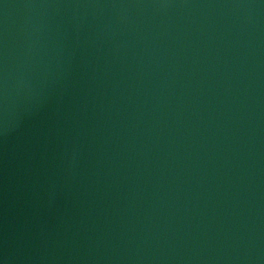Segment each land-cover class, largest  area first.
<instances>
[{"label":"water","instance_id":"1","mask_svg":"<svg viewBox=\"0 0 264 264\" xmlns=\"http://www.w3.org/2000/svg\"><path fill=\"white\" fill-rule=\"evenodd\" d=\"M0 264H264V0H0Z\"/></svg>","mask_w":264,"mask_h":264}]
</instances>
